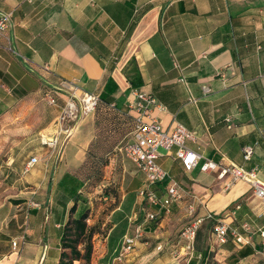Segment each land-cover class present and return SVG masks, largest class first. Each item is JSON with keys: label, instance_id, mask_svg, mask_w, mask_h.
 I'll list each match as a JSON object with an SVG mask.
<instances>
[{"label": "crops", "instance_id": "1", "mask_svg": "<svg viewBox=\"0 0 264 264\" xmlns=\"http://www.w3.org/2000/svg\"><path fill=\"white\" fill-rule=\"evenodd\" d=\"M4 14L9 19L0 35V264H58L71 204L64 177L85 160L95 137L92 113L56 154L43 143L56 129L65 80L99 96L112 80L118 89L111 106L129 109L135 95L124 69L134 60L142 80L138 89L158 100L153 115L166 130L181 123L195 133L188 146L202 156L200 164L227 158L246 169L257 166L264 182V0H0ZM49 91L60 96L58 105L48 103ZM248 145L254 151L245 160ZM33 156L38 163L24 173ZM157 161L181 184L184 198L116 264H191L184 252L178 254L181 230L193 220L220 217L250 243L230 239L219 245L206 221L195 249L207 257L195 264H264V199L251 183L238 180L226 189L229 178L219 179L218 170L204 172L198 165L186 171L168 155ZM126 173L121 205L107 219L109 230L94 237L89 263L74 264H112L137 222L144 217L149 223L137 196L146 186L142 172L130 163ZM30 201L40 208L29 207Z\"/></svg>", "mask_w": 264, "mask_h": 264}, {"label": "built area", "instance_id": "2", "mask_svg": "<svg viewBox=\"0 0 264 264\" xmlns=\"http://www.w3.org/2000/svg\"><path fill=\"white\" fill-rule=\"evenodd\" d=\"M8 19L9 15L0 16V35L8 28ZM59 89L66 92V98L55 122L56 129L52 137L46 140L42 139L43 143L49 146L53 152L59 151L62 142L72 135L75 124H78L83 118L96 111L101 100L99 95L89 91H81L77 84L70 81H62ZM204 90L205 92L210 91L207 86H204ZM133 93L135 101L130 103L128 107L129 111L134 112L135 127L122 151L145 175L146 186L139 191V196L142 200H146L149 204L156 207L158 212L163 211L165 215H169L173 203L179 202L184 198L185 190L181 184L157 161L163 155L178 159L186 171H192L198 165L204 172L218 170L217 176L219 179L229 178V180L225 181L226 189L230 188L238 180L248 181L251 183L255 194L259 198L264 199V182L259 178L257 166L246 169L227 158H224L222 162L205 160L200 164L202 156L188 146L189 141L196 140L195 133L181 123H176L171 130L164 129L158 118L153 115L154 108L159 106L156 97L139 89H134ZM59 98V95H55L50 91L46 93V99L51 105H58ZM253 151V146H245V160L252 158ZM38 161V157H31L24 165V173L32 171ZM166 179L169 180L167 193L160 197L151 187L156 182ZM29 207L40 208V204L36 201H30ZM190 211H194L193 206H190ZM156 217L157 212H150L147 215L150 220ZM201 222L202 219L193 220L181 231L182 247L178 250V254L184 252V258L189 261L195 253V241ZM243 229L249 232L251 227L249 224H244ZM212 231L219 245L226 244L230 239L237 245L250 243L249 237L245 236L239 229L232 227L221 217L214 218ZM259 234L264 253V225L259 230ZM144 235L145 233L141 226L136 227L132 234L126 235L112 260V264L123 262ZM14 247H17V242H14ZM161 247L159 246L158 248L160 249ZM175 254L177 253L175 252Z\"/></svg>", "mask_w": 264, "mask_h": 264}, {"label": "trees", "instance_id": "3", "mask_svg": "<svg viewBox=\"0 0 264 264\" xmlns=\"http://www.w3.org/2000/svg\"><path fill=\"white\" fill-rule=\"evenodd\" d=\"M124 72L131 83V88L138 89L142 85V80L140 77V73L138 71V67L136 62L132 60L128 66L125 67ZM118 86L114 81H109L106 85L105 91L100 95V102L97 106L98 113L95 118V137L89 144L86 152L85 160L81 163V165L76 168L71 173H68L64 177V184L71 200L70 207L68 209V216L62 228V236L60 242V255L58 264H74L77 260H84L86 263H89L92 258L93 253V239L96 235L105 234L109 230V225L107 224V219L111 215L113 211L118 209L121 205V201L123 198L122 190H120V186L118 187L114 183H110L107 186H104L102 193L100 194L102 201L103 199H111V203L106 206L104 212L100 214L99 217H93L92 209L93 207L89 204L88 199L84 196L85 190H87V186L91 178H94L96 175L95 171L98 168L96 166V162H90V156L93 152V149L98 145V137H99V122L100 116L107 115V110H113L116 116H125L129 115L130 121L132 124L131 130L123 137L120 143L117 146V149L120 153H124L122 151L123 146L130 139L131 134L135 127V119L132 114L129 113V110L126 108H119L117 106H111L113 101L112 95L117 91ZM102 111V112H101ZM131 161V160H130ZM133 162V161H131ZM134 163V162H133ZM138 167V166H137ZM92 173L91 177H85L83 173L86 171ZM140 170V169H139ZM87 171V172H88ZM141 171V170H140ZM90 173V175H91ZM95 173V174H94ZM99 176V174H98ZM99 179V177H98ZM169 184V180H162L156 182L152 185V190L160 197H163L167 193V186ZM124 193V192H123ZM182 201V200H181ZM147 202V201H146ZM148 204L146 221L149 223H143V219L138 221L134 227L141 226L144 230V233L150 230L161 221V219L165 216L163 211L158 212L157 208ZM174 204V203H173ZM173 211V205L171 206V213ZM150 212H157V217L153 220L147 218V215ZM170 213V214H171ZM169 214V215H170ZM206 221H208L209 225L213 230L214 220L210 218H204L199 226L198 233L202 228L206 225ZM145 236V235H144ZM197 238V236H196ZM144 239L141 238L140 241ZM182 241V239H181ZM159 247V246H158ZM161 249V248H160ZM117 254V252H116ZM115 254V255H116ZM175 254V250L173 251ZM114 255V256H115ZM206 252H198L195 249L194 256L191 258L190 263L195 264L199 259V256L205 260Z\"/></svg>", "mask_w": 264, "mask_h": 264}, {"label": "rangeland", "instance_id": "4", "mask_svg": "<svg viewBox=\"0 0 264 264\" xmlns=\"http://www.w3.org/2000/svg\"><path fill=\"white\" fill-rule=\"evenodd\" d=\"M60 102L61 99L59 100V103ZM62 105L63 102L61 106ZM98 110L93 113L95 118L97 117ZM113 112V110H107V115L100 116V134L97 140L98 145L95 147V149H93V152L89 157L90 162H96V166L98 168L95 171L96 175L94 178H91L89 181L87 190L84 192V196L88 199V202H90L89 204L93 207L91 213L95 218L99 217L100 214L104 212L106 206L112 202L111 199H103L104 201H102L100 194L102 193L104 186L114 183L118 187L120 186V190H122V194L124 195L123 186L126 181V172L129 171L130 163H133L126 157L124 153H120L117 149L120 141L131 130L132 124L130 117L129 115H125L120 116L119 118V116H116ZM76 125L77 124H75L74 127ZM49 137H52L51 134ZM47 149L50 151L49 154H51V151L53 152L49 146ZM53 153L56 154V152ZM137 169L139 170L138 167ZM87 171L83 173L86 179L87 177L89 178L92 176V173L89 172L90 170L88 172ZM142 175L144 177V184H146V179L143 172ZM54 177V171L48 172L49 180L53 181ZM137 196L140 197L139 193H137ZM142 206L147 212L148 204L146 200H142Z\"/></svg>", "mask_w": 264, "mask_h": 264}]
</instances>
